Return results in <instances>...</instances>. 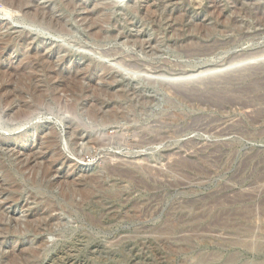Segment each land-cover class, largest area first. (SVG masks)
Returning <instances> with one entry per match:
<instances>
[{
  "label": "rangeland",
  "instance_id": "1",
  "mask_svg": "<svg viewBox=\"0 0 264 264\" xmlns=\"http://www.w3.org/2000/svg\"><path fill=\"white\" fill-rule=\"evenodd\" d=\"M111 1L0 0V264H264L263 1Z\"/></svg>",
  "mask_w": 264,
  "mask_h": 264
},
{
  "label": "bare ground",
  "instance_id": "2",
  "mask_svg": "<svg viewBox=\"0 0 264 264\" xmlns=\"http://www.w3.org/2000/svg\"><path fill=\"white\" fill-rule=\"evenodd\" d=\"M111 1V0H110ZM112 3H115V4H121V1H119V0H112L111 1ZM40 60V59H39ZM3 71V70H2ZM81 85V84H80ZM39 96V95H38ZM37 100H38V98H37ZM8 103V102H7ZM47 108V107H46ZM96 108V107H95ZM21 112V111H20ZM34 112V111H33ZM5 116V115H4ZM16 116V115H15ZM2 117V116H1ZM9 117V116H8ZM22 117V115L20 116V118ZM6 119H7V117H6ZM11 120V119H10ZM9 120V121H10ZM19 120H21V119H19ZM106 121V120H105ZM10 123V122H9ZM8 126V125H7ZM27 136V135H26ZM55 137V136H54ZM54 142V139L53 140H49V142H48V144L49 145H52V143ZM171 156V155H170ZM174 156V155H173ZM169 157V156H168ZM167 157V158H168ZM181 157V156H180ZM178 158V157H177ZM24 162V161H23ZM22 162V163H23ZM178 162V161H177ZM181 162V161H180ZM27 164V163H26ZM194 164V163H193ZM27 166V165H26ZM26 166H24L23 165V167H21L22 169L21 170H24L25 168H26ZM45 171V170H44ZM22 172V171H21ZM46 172V171H45ZM44 175V174H43ZM45 175H46V173H45ZM36 179H33V181H35ZM71 183V182H70ZM63 187V186H62ZM73 188V187H72ZM74 190V189H73ZM73 190H70V189H65V190H62V194L65 196V197H68V198H70V195L72 194V192H73ZM91 190V189H90ZM75 191V190H74ZM86 191H88V190H86ZM70 192V193H69ZM80 192H82V191H80ZM85 192V191H84ZM87 193H89V191L87 192ZM87 193H83V195L84 196H87ZM91 193V192H90ZM89 193V194H90ZM60 195H61V193H60ZM82 195V194H81ZM82 195V196H83ZM84 198H86V197H84ZM83 198V199H84ZM36 212V211H35ZM261 215V214H260ZM2 216H3V212L1 211L0 212V222H1V218H2ZM43 221H46V218H45V213L44 212H42V211H40L39 210V212H37V214L35 213L34 215H32L31 217H30V219L29 220H27V222L25 223V226H26V228H25V230H31L32 232H33V234H38V233H40L41 232V230H42V228H41V226H42V222ZM1 229V228H0ZM1 233H6V234H8L9 232H19L18 230H17V228H15V227H13V228H11V227H7V228H4V230L2 231H0ZM15 240H17L16 238H13V241H15ZM38 242V241H37ZM39 246H43V243L41 242V243H39ZM32 251V250H31ZM30 253H32L31 254V256L34 254V252H30ZM12 254V253H11ZM13 255V254H12ZM15 256H17V255H15ZM21 257L23 256V255H20ZM12 259V260H11ZM22 260V259H21ZM19 262V258H18V260H17V258H11V256H10V259H9V261H8V264H17Z\"/></svg>",
  "mask_w": 264,
  "mask_h": 264
},
{
  "label": "water",
  "instance_id": "3",
  "mask_svg": "<svg viewBox=\"0 0 264 264\" xmlns=\"http://www.w3.org/2000/svg\"><path fill=\"white\" fill-rule=\"evenodd\" d=\"M127 1H129V0H127ZM255 1H263V4H264V0H255ZM228 68H231V67H228ZM221 70H223V69H219V70H215V71H212L213 73H215V72H220ZM199 76H202V75H196V76H194V77H190V78H199ZM174 80H180V79H174ZM172 82H176V81H172Z\"/></svg>",
  "mask_w": 264,
  "mask_h": 264
}]
</instances>
